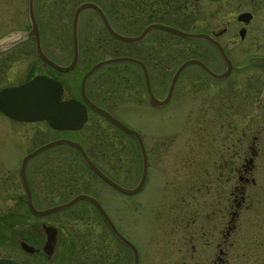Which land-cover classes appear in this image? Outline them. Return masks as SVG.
Instances as JSON below:
<instances>
[{"label": "rangeland", "instance_id": "rangeland-1", "mask_svg": "<svg viewBox=\"0 0 264 264\" xmlns=\"http://www.w3.org/2000/svg\"><path fill=\"white\" fill-rule=\"evenodd\" d=\"M80 1L83 0H35L41 46L48 57L60 64H67L72 56L71 22ZM96 1L104 7L117 31L137 34L144 27L143 16L130 15L126 7L118 9L115 0ZM4 3L6 26L0 28V36L4 31H9L6 36H14L18 33L15 30H26L27 0ZM188 4L190 8L185 13L189 17L196 11L199 20H206L214 29L221 28L226 21L234 27L231 18L235 12L252 8L260 26V45L247 41L226 45L225 51L232 61L245 67L233 70L225 80H212L197 67L188 66L175 80L169 101L161 106L148 105L142 116L125 113V108L131 109L130 95L144 93L145 89L143 79L135 76L130 62L102 65L90 76L87 89L93 99L120 113L147 143L148 168L143 187L132 194L115 192L89 170L79 152L68 144H56L34 155L27 169L37 181L41 208L60 203L77 191L95 194L118 229L138 247L139 264H209L213 248L208 238L217 233L222 220H227L220 209L227 203L228 195L219 175L224 158L233 166L244 144L247 149L249 145L260 146L253 170L256 183L248 188L251 203L248 198L240 210L227 263L264 264V0H192ZM115 9L120 13L116 14ZM77 31L79 58L75 67L64 72L50 66L44 68L62 82L67 96L80 95V78L94 62L133 53L134 45H120L91 7L81 10ZM251 32L253 36L254 28ZM169 36L175 58L167 66L166 79L152 82L161 96L168 89L176 65L193 55L191 51L181 50L185 49L183 40ZM201 45L198 52L204 51ZM7 47L6 55L11 60L14 58L8 64L12 74L0 86L20 82L40 71V58L31 37L16 38ZM209 53L212 58H218L212 49ZM12 75L15 80H11ZM228 113L231 124L226 123ZM85 127L61 132L50 128L44 120L21 122L0 113V173L4 176L1 184L6 185L1 196L7 197L3 199L5 204L18 200L15 192L21 189L16 166L24 154L57 137L87 142L89 130L108 131L103 139L102 135L92 134L90 138L94 141L83 142L93 161L118 183L135 186L141 173L137 146L124 145L125 139L111 124L94 116ZM113 135L117 136L115 140L111 139ZM127 149L133 155H125ZM47 172L53 176L48 177ZM1 202L0 198L2 205ZM0 220H43L56 225L59 238L49 264H131L132 261L131 254L117 242L95 209L83 201L38 217L25 207H0ZM0 253L36 258L21 254L8 243L6 247L0 246Z\"/></svg>", "mask_w": 264, "mask_h": 264}, {"label": "flooded vegetation", "instance_id": "flooded-vegetation-1", "mask_svg": "<svg viewBox=\"0 0 264 264\" xmlns=\"http://www.w3.org/2000/svg\"><path fill=\"white\" fill-rule=\"evenodd\" d=\"M5 1L6 0H0V28H4L6 26V24H5L6 23L5 22L6 14H5V9H3V5H5V3H4ZM186 1H188V3H189L192 0H115V4L117 5L116 7H118V9H122L121 7H126L127 11H130V13L128 12L130 15L134 14L135 16H138V15L143 16L145 18L144 26H147L150 24H155V23H166V24H170L172 26L178 27V28L186 30V31L208 33L211 36H213L222 45L224 50L226 48V45H229V44L234 45L240 41L241 42L247 41L251 45H252V43L254 45H260V35L261 34L258 30L260 28V26L255 21L256 14L252 8H250V9L246 8V9H242L240 11L235 12L234 17L231 18L235 24L234 27H231L228 24V22L226 21L225 25H223L221 28L214 29L213 27H210L208 25L206 20H199L198 16H196L197 15L196 11L193 13L191 12L190 17H189V14L185 13L187 7H189V4L186 3ZM102 9L107 14L104 7H102ZM242 11L250 12L251 17L247 20L238 19L237 14L242 12ZM25 12L27 15V20H28L27 4H26ZM115 13L119 14L120 12H117L115 9ZM33 14H34V16H36L35 0L33 1ZM29 28H30V21L28 20V25L26 27V30ZM253 28H254V34L252 36L251 30ZM3 33L4 34H2L0 36V40L2 39L3 36H5L7 34L6 31H4ZM169 35H173V36L178 37L179 39L184 41V46H182V48L185 47V49H181V48L180 49L184 50V51L185 50L191 51V53L193 54L187 58H198V59L202 60L206 64V66H208L213 72H216V73H221V72L226 70V68H227L226 62L224 61V59L219 54L215 45L213 43H211L209 40L202 38V37H191V38L187 37L186 38V37L178 36V35L170 32L168 30H165V29H162V28H159L156 26L151 27L145 33V35L141 41H136V42L130 43L131 45H134V46H132L133 53L130 55L138 58L139 60H141L143 62L145 69H146V72H147V75H148V79H149V82L151 85L152 92L158 98L164 97L166 95L167 91L165 92V94L163 96L158 95L153 88V86H155V85L152 84V82L159 81V83H160L166 79L167 70H168L167 66H169V64H171L173 59L175 58V52L171 50L170 40H168L170 38ZM29 37H31L33 39V44L35 47V39H34L33 34H29V35L25 36V38H29ZM200 43L203 44V45H201V48L204 49L203 52H198V48L200 47ZM6 49L8 50L9 48L7 46L6 47H0V85L2 84V82H5V80H7L8 77L10 78V75L12 74L9 71L10 65H8V64L13 63L12 60H14V58H12V60H11V57L9 58L6 55V52H7ZM210 49H212L213 51H215L217 53L218 58H212L213 56H210V53H209ZM1 54H3V55L1 56ZM14 54H16V53H14ZM15 56H13V57H15ZM187 58H183L181 60V62ZM216 60H219V61L215 65ZM181 62H179V63H181ZM231 62H232L231 69H230L229 73L225 77L222 78V80L223 79L225 80L227 77H229V75L231 74V72L233 70H235V69L243 70V68L245 67V66H243L244 64H240V65L235 64L232 61V59H231ZM221 64H222V66H221ZM131 65H132L131 69L134 71L135 76H137V78L141 77L143 79V82H144V70H143L142 66L139 65L138 63H135V62H131ZM191 65L197 67L198 68L197 70L199 72H201L203 75L211 78L212 80L217 79L216 77L209 75L200 65H198L196 63L189 64V65L185 66L181 70V72L178 74V77H179V75L182 74V72L185 68H187L188 66H191ZM47 66H50V65H48V64L43 65L42 60L40 59V65H39L40 71L37 73H44L46 75L53 76V75L45 72L46 70L44 68ZM175 68L173 69L171 76H172ZM8 71H9V75H8ZM34 74H36V73H34ZM33 75L27 76V78H25L24 80H22L20 82L2 85V86H0V88L4 87L6 85L19 84V83L27 80L28 78H30ZM192 77H193V75H192ZM11 80H15L13 75L11 77ZM11 80H9V81H11ZM194 82H196V81H194ZM63 88H64V85H63ZM144 88H145L144 93L139 92L138 94L133 93L136 95H130L131 96V100H130L131 109L127 110L125 108L126 114L135 113L138 116H142L143 113L146 111V107L148 105H151V103L149 101L148 93H147V90L145 87V83H144ZM85 94H86L87 99L92 101L94 104H96V105L106 109L107 111H109L114 117L118 118L120 121H122L128 127L137 130L139 132L141 138H142V142H143L144 148L146 150V155H147V152H148L147 143L144 140V137L141 135L140 131L136 127H134L133 125H131L130 123L125 121L122 118V116L120 115V113L118 114L117 111L115 112L114 110H111L108 107L102 105L95 98L93 99V97L90 95V92H88L87 83H86V93ZM118 96H119V98H121L119 94H118ZM68 97H74V98L79 99L82 103H84V105L86 107V115H87L86 120L84 121L83 125L80 128H78L79 130L86 128L85 126L92 119V116H94V118H96V120L102 119V120L106 121L107 123L111 124L112 125L111 128H113V130L116 129V131H118L117 133L121 134V136L125 139L124 145H127V146L129 145L128 147H130V146L134 147V145H136L138 150H139V155L141 156L138 141L133 134L125 132L118 125H116L109 118H107L103 113H101L100 111L91 107L89 105V103L87 102V100L84 99L81 95H79V96H67V95H65V90L63 89L61 99H65ZM115 101L118 102L119 100L115 98ZM121 106H123V105H120V107ZM0 113L2 115H5L1 111H0ZM7 118H9V117H7ZM143 119H145V116L143 117ZM44 121L48 124L47 120H44ZM226 123L231 124V119H230L229 113L227 114V117H226ZM48 126L50 128H52L49 124H48ZM52 129L55 131H61V132L67 131V130H71V131L76 130V129H55V128H52ZM98 131H100V132H98ZM98 131L96 132L94 130H89L86 133V137H87L86 140H88L87 142L94 141L92 138H90V136L92 134L102 135V139H103L104 133L105 134L108 133V131L106 129L105 130L100 129ZM112 134H114V133H112ZM116 137L117 136H114L111 139L115 140ZM254 138H255V140H258L257 135H255ZM77 140L83 145V147L85 148V150L88 153V155L90 156V158L92 160H94L93 155H91L89 153V150L84 145L85 143H83L86 141L85 140L82 141L79 139H77ZM99 140H101V139H99ZM112 143L114 144L113 140H112ZM247 147H248V149L246 148V144H244L243 149H241V151L238 152L239 156H238L237 161H239V162L235 161L233 166H231L230 161L225 157L223 164H222V170L220 171L219 175L223 179V182H224L223 187L227 189L228 195L226 198L227 203L226 204L223 203L222 206H220V209H222L221 210L222 216H227V217H225V219L227 218V220H222L221 225L217 228V233L215 235H214V233H212V235H211L212 237L208 238L210 241V244L212 243V248L213 249L216 248L215 251L213 249H211L213 251L212 252L213 256H212V259H211L209 264H228L227 263L228 262L227 255H228L230 248H231V245H232V241H233L232 235L234 234L235 230L239 226V220H237V219H238L240 210H241L242 206L244 207L246 205V204L244 205V203L246 202V200L248 198H249V201L251 203L252 196L248 193V188L251 185H254L256 183L255 177L253 175V170L255 167L256 158L258 157V155H260L261 149H260V146L249 145ZM31 150H29V151H31ZM117 153H119V152H117ZM125 155L129 156V155H133V154L131 153L130 149H127V152L125 153ZM21 158L19 159L18 164L16 166V167H18L17 172H18V176H19L20 189H21V191L19 190L18 192H15V193H17V195L15 197H18V200H14V203L9 204V205L5 204L6 201L3 199L7 198V197H5V196L2 197L3 195L1 196V194H4L6 192V190H5L6 185L1 184L4 176L2 175V173H0V198L2 200V202H1L2 205L0 204V207H12V206L18 207V208L25 207L28 210L30 208L29 204H28L27 192H26L25 186L23 184V180H22L21 173H20ZM147 158H148V155H147ZM29 159H27V161L25 163V167H24L25 179H26V182H27L29 190H30L32 204L36 208H41V206H39V204H38L37 181H34L32 175L29 173V170L27 169V163H28ZM225 167H226V169H225ZM101 169L104 171V173H106L108 176H110L113 180L116 179L113 175L109 174L106 170H104L103 168H101ZM47 174H48L47 175L48 177L53 176L49 172H47ZM93 174L97 178H99L100 180L104 181L97 174H95V173H93ZM232 175H234L233 177H235V178L233 179L234 184L231 186L230 178L232 177ZM44 176H46V175H44ZM72 181H75V180H72ZM104 182L107 183L106 181H104ZM72 183H74V182H71V184ZM69 184L70 183H68L67 185H69ZM75 184L76 183H74V185ZM111 187L113 188V190H115V192H117V193L121 192L118 189L114 188L113 186H111ZM81 192L86 193V191H77V192L73 193L71 196H69L68 198H66L65 200L61 201L60 203L68 201L69 199L74 197L76 194L81 193ZM121 193H123V192H121ZM113 194H114V192L112 193V196H113ZM91 195H93L94 197H96L100 201V199L95 194H91ZM218 197H220V196H218ZM231 200L233 201L232 204L230 203ZM79 201H83L89 207L94 208L95 211L97 212V214L99 215L100 219L104 220L102 215L100 214V212L94 206V204L87 199H80V200L74 202L69 207L73 206L74 204L78 203ZM101 204H102V202H101ZM44 207H48V206H44ZM44 207H42V208H44ZM109 216L111 217L112 220H114L110 214H109ZM47 224H52V223H48V222L46 223L43 220H23V221L22 220H9V221L0 220V246L6 247L7 243H8L10 248H13V247L16 248L21 254L27 253V255L29 254L32 256H36L35 259H24L22 257L14 255V254L0 253V258H2V257L11 258V259H14V260L22 263V264H49L48 263L49 258L52 256V254L55 251V248L57 247L56 245H57L58 238H59V230L56 227V225L52 224L56 227V235H55V240L53 242L52 252H47L44 250V247H43L45 240H46V233L44 230V226ZM124 236L127 237L130 241H132L127 235L124 234ZM114 237L117 240V242L119 244H121L123 246V248L129 252L128 254H131V257H132L131 264H132V262H133L132 250L124 241L118 239L116 236H114ZM33 240L35 243L33 242ZM21 241H25L28 244H31V246L34 247V250L33 251H27L24 248H22L20 245ZM132 242L134 243V241H132ZM194 244L195 243H193L192 245L194 246ZM137 249H138V247H137ZM138 252H139V249H138ZM127 258L129 259V257H127ZM115 259L118 261V255L115 256ZM139 262H140V258H139L138 264H139Z\"/></svg>", "mask_w": 264, "mask_h": 264}, {"label": "water", "instance_id": "water-1", "mask_svg": "<svg viewBox=\"0 0 264 264\" xmlns=\"http://www.w3.org/2000/svg\"><path fill=\"white\" fill-rule=\"evenodd\" d=\"M87 7H91L97 11V13L102 19L103 24L108 30V32L113 37L119 40L126 41V42L139 41L144 37L145 33L151 27L156 26V27L168 30L174 34H177L183 37H202V38L209 40L211 43H213L216 46L217 50L219 51L220 55L222 56V58L224 59L227 65V68L225 71L221 73H216V72H213L208 66H206V64L202 60L198 58H187L183 60L176 67L171 77L167 93L165 97L161 99L156 97L153 94L145 66L143 62L136 57L129 56V55H115V56L103 58L93 63L83 73L80 79V86H79L81 96L87 100V102L89 103L91 107L103 113L107 118H109L112 122H114L124 131L133 134L138 141L140 151H141V156H142V168H141L140 179L138 183L133 187L123 186L119 184L118 182H116L115 180H113L92 161V159L87 155L85 149L83 148L82 144L79 141L69 139L66 137L55 138L50 141H47L37 146L36 148H34L32 151L28 152L22 158L20 173H21V177L23 180V184L27 192L28 204H29V207L32 213H34L35 215H43V214L51 213L57 210L67 208L70 205H72L74 202L80 199H87L95 205V207L100 212V214L104 218L105 222L107 223L111 231L120 240L124 241L131 248L133 252V263L132 264H138V250L136 246L118 230V228L116 227V225L114 224V222L112 221V219L110 218V216L108 215V213L106 212L102 204L94 196L87 194V193H78L66 202L58 203V204H55V205H52V206H49L43 209L36 208L31 202L30 190H29L28 184L25 179V172H24L25 163L27 159H29L30 157L34 156L35 154L41 152L42 150L48 147H51L56 144H69L71 146L76 147L79 150L82 158L87 163V165L96 174H98L101 178H103L106 182H108L110 185H112L113 187H115L121 192H124L127 194L134 193L142 187L145 181V178H146V174H147V156H146V151H145L141 136L138 133V131L125 125L118 118L114 117L109 111L94 104L92 101L87 99L86 94H85V84L90 74L94 72L97 68H99L100 66L113 63V62L128 61V62L138 63L139 65L142 66L144 70V82H145V87L148 93L149 101L152 105L158 106V105H163L168 102V100L170 99L171 93H172L174 82L179 72L185 66L196 63L200 65L209 75H212L216 78H222V77H225L229 73L232 63L229 57L226 55L222 45L213 36L205 32H191V31H186V30L177 28L170 24L155 23V24H150V25L145 26L138 34H135V35L123 34L117 31L112 26V24L110 23L107 15L105 14L101 6L92 0H84L80 2L76 6L73 12L72 28H71L72 41H73L72 57H71V60L67 64L57 63L56 61L49 58L42 50L39 30H38L37 23H36L34 14H33V0H28V11H29V18H30V25H31L30 29L26 32L18 31V33L14 36H5L4 38L0 40V47H6L10 45V43L13 42V40H15L16 38H24L26 35L32 33L35 38L36 52L38 56L40 57V59L42 60L43 65L49 64L59 71L70 70L76 65L78 61V57H79L78 33H77L79 14L82 9L87 8ZM250 17H251V13L248 11H242L237 14V18L242 19V20H247ZM62 90H63L62 84L56 78L48 76L46 74H42V73L35 74L31 78H29L28 80L20 84L9 85V86H5L0 89V110L4 112L6 115L14 119H17V120L36 121V120L46 119L48 123L52 127H55V128H64V129L65 128H69V129L79 128L81 127L82 123L86 119V108L84 104L78 99H75V98L61 99ZM44 230L46 233V240L43 245L44 250L47 252H52L53 242L55 240V235H56V228L53 225L47 224L44 226ZM20 244L24 249L28 251L34 250V247L26 243L25 241H21ZM0 264H21V263L13 259H10V258H0ZM91 264H102V263H91Z\"/></svg>", "mask_w": 264, "mask_h": 264}, {"label": "trees", "instance_id": "trees-1", "mask_svg": "<svg viewBox=\"0 0 264 264\" xmlns=\"http://www.w3.org/2000/svg\"><path fill=\"white\" fill-rule=\"evenodd\" d=\"M116 40H117V39H116ZM117 41L119 42L120 45H123V46H124V45L126 46V45L129 44V43H126V42H123V41H120V40H117Z\"/></svg>", "mask_w": 264, "mask_h": 264}]
</instances>
